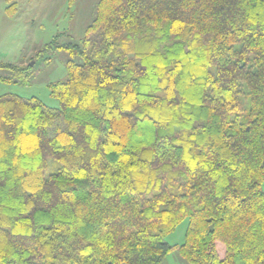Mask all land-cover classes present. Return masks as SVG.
I'll use <instances>...</instances> for the list:
<instances>
[{
    "label": "trees",
    "instance_id": "obj_1",
    "mask_svg": "<svg viewBox=\"0 0 264 264\" xmlns=\"http://www.w3.org/2000/svg\"><path fill=\"white\" fill-rule=\"evenodd\" d=\"M46 46L59 107L0 95V264H264V0H98Z\"/></svg>",
    "mask_w": 264,
    "mask_h": 264
},
{
    "label": "rangeland",
    "instance_id": "obj_2",
    "mask_svg": "<svg viewBox=\"0 0 264 264\" xmlns=\"http://www.w3.org/2000/svg\"><path fill=\"white\" fill-rule=\"evenodd\" d=\"M98 0H18L15 12H8V0H0V62L27 66L26 73L15 81L0 80V95L35 97L48 107H59L48 85L67 77L69 53L46 44L79 43L95 13ZM7 70H0L4 75ZM9 72V71H8ZM7 72V73H8ZM8 76V75H6ZM22 81V82H20ZM264 191V183L261 185ZM188 219H183L164 241L179 245ZM160 264H189L174 248Z\"/></svg>",
    "mask_w": 264,
    "mask_h": 264
}]
</instances>
